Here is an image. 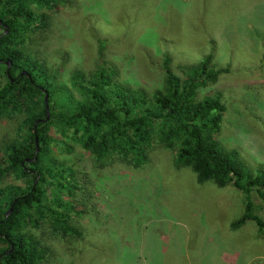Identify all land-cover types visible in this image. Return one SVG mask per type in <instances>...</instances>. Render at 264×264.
<instances>
[{"label":"rangeland","instance_id":"1","mask_svg":"<svg viewBox=\"0 0 264 264\" xmlns=\"http://www.w3.org/2000/svg\"><path fill=\"white\" fill-rule=\"evenodd\" d=\"M45 12V26L23 50L66 86L73 69L87 74L104 61L119 80L151 89L161 80L163 56L176 72L211 55L226 71L198 96L221 94L218 140L237 148L251 169L264 168V0H66ZM21 119L0 116V153ZM67 144L53 156L91 179L89 195L72 199L80 212L70 222L82 238L46 223L31 228L48 247L39 264H264V230L251 220L230 226L243 210L240 191L198 182L155 138L137 165L115 154L100 165L78 143ZM19 183L9 177L0 186L11 194ZM251 199L264 220V202L254 193Z\"/></svg>","mask_w":264,"mask_h":264},{"label":"trees","instance_id":"2","mask_svg":"<svg viewBox=\"0 0 264 264\" xmlns=\"http://www.w3.org/2000/svg\"><path fill=\"white\" fill-rule=\"evenodd\" d=\"M65 1L0 0V116L22 115L17 135L0 153V181H20L10 186L11 194L0 186V264H39L45 259L48 247L31 232L45 223L53 232L82 238L70 222V214L80 212L72 199L74 193L89 195L91 179L85 170L53 156L55 148H70L67 140L100 165L113 154L137 165L155 138L174 151L177 164L192 169L198 182L240 191L243 210L231 227L251 220L259 232L264 230L251 199L254 193L264 202V168L251 169L237 148L218 140L225 111L221 94L198 96L226 68L206 54L177 65L175 72L165 55L161 80L151 89L119 80L116 68L104 61L87 74L70 71L68 86L55 83L44 63L23 50V43L45 26L46 10Z\"/></svg>","mask_w":264,"mask_h":264},{"label":"water","instance_id":"3","mask_svg":"<svg viewBox=\"0 0 264 264\" xmlns=\"http://www.w3.org/2000/svg\"><path fill=\"white\" fill-rule=\"evenodd\" d=\"M6 32V31H5ZM9 61H6V66L9 65ZM44 102H45V114L47 115L48 114V107H47V104H46V94L44 95V98H43ZM36 122H34L35 124ZM34 141H35V152L38 150V144H37V137L35 136L34 137ZM10 210L7 211V213L9 212Z\"/></svg>","mask_w":264,"mask_h":264}]
</instances>
